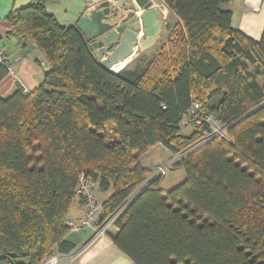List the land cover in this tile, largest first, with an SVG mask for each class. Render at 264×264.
<instances>
[{
    "label": "trees",
    "instance_id": "1",
    "mask_svg": "<svg viewBox=\"0 0 264 264\" xmlns=\"http://www.w3.org/2000/svg\"><path fill=\"white\" fill-rule=\"evenodd\" d=\"M49 1L6 17L5 37L33 39L51 69L34 91L0 98V264L75 251L65 238L81 177L112 189L100 221L116 214L105 234L134 264H264V31L235 28L233 0H162L175 17L167 42L143 69L115 72ZM194 101L227 137L177 162L185 178L171 189L162 176L139 187L150 148L177 154L210 130L179 126Z\"/></svg>",
    "mask_w": 264,
    "mask_h": 264
},
{
    "label": "crops",
    "instance_id": "2",
    "mask_svg": "<svg viewBox=\"0 0 264 264\" xmlns=\"http://www.w3.org/2000/svg\"><path fill=\"white\" fill-rule=\"evenodd\" d=\"M30 1L0 0V37L3 36L0 40V49L5 51L7 59L13 63H11L13 67L8 75L0 82V98H6L19 89L23 90V87L27 88L29 92L34 91L42 83L45 72L51 69L45 55L40 51L33 39H28L24 46H21L14 39L5 37L7 32L11 30L6 17L12 8L25 7ZM152 1L154 3L153 6L160 9L163 17L166 18V13H170V11L163 1ZM92 4L91 0H58L47 2L46 8L64 26L70 27L77 24L84 12L94 7ZM227 7L233 11L232 24L235 28L256 40L261 39L264 31V0H233ZM234 9L242 10L236 13ZM140 11L142 10L140 9ZM191 131L192 129L188 132ZM163 147L166 148L165 146ZM166 149L172 155L173 152L168 148ZM164 154L166 156L165 151ZM159 155H161V151ZM171 155L168 156V160ZM165 156L163 155L161 160L158 161L165 160ZM144 162H147V160ZM142 165L151 169V173L157 168L163 167L161 162H151L150 166L147 163H142ZM161 188L163 190L170 189L163 188L162 184ZM112 193L111 188L107 191L101 190L100 183H98L97 195L101 203L108 199ZM85 206L84 200L77 197L68 217H73V215L82 216L86 211ZM65 240L74 244L75 252L79 253L75 264H134L129 256L115 246L108 235H97L95 229H86L83 232L71 229Z\"/></svg>",
    "mask_w": 264,
    "mask_h": 264
},
{
    "label": "water",
    "instance_id": "3",
    "mask_svg": "<svg viewBox=\"0 0 264 264\" xmlns=\"http://www.w3.org/2000/svg\"><path fill=\"white\" fill-rule=\"evenodd\" d=\"M91 1L94 7L83 13L77 27L96 58L110 70L161 38L164 17L152 0Z\"/></svg>",
    "mask_w": 264,
    "mask_h": 264
},
{
    "label": "built area",
    "instance_id": "4",
    "mask_svg": "<svg viewBox=\"0 0 264 264\" xmlns=\"http://www.w3.org/2000/svg\"><path fill=\"white\" fill-rule=\"evenodd\" d=\"M7 59L5 51L0 49V60L7 63L9 61H4ZM8 66L10 70L12 69L13 65L9 62ZM23 92L29 93L28 89L23 87ZM206 122L210 130L207 131L202 138H200L197 142H195L192 146L188 149L181 151L175 155L178 156L171 164H174L175 161L179 162L183 157L189 154L192 150L198 148L199 146L205 144L212 138L222 135L227 137L226 131L229 125H222L220 124L214 116L204 112L201 109L200 103L194 101L191 107L187 110V112L183 115L179 126L183 128L188 127H195L201 125L202 123ZM176 162V163H177ZM156 174L152 175L150 180L158 177L159 174L164 172V169L160 168ZM99 180H95L91 177H81L79 180L77 187H76V194L78 197H81L85 204L87 205V213L84 217L80 219H76L74 217H68L67 223L72 229L83 232L86 229H95L98 235H104L107 230H103V225L106 228H109L112 225V222L116 216V214L108 219L106 222L100 221V213L102 204L97 200L95 196V188L97 187ZM77 258V253L72 251L70 253H54L47 257L42 263L40 264H75Z\"/></svg>",
    "mask_w": 264,
    "mask_h": 264
},
{
    "label": "rangeland",
    "instance_id": "5",
    "mask_svg": "<svg viewBox=\"0 0 264 264\" xmlns=\"http://www.w3.org/2000/svg\"><path fill=\"white\" fill-rule=\"evenodd\" d=\"M234 10L237 13V12L241 11L242 9H234ZM166 15H167V17L164 18V30H163V33H162L161 38L159 39L158 43L156 45H154L150 49H146V50H143V51L138 50L137 55L133 56L129 60H127V63L125 64V66L120 71L126 70V69H130V70H132V69L133 70H141V69H143V67H146L148 65L149 61L156 56V54L159 52V50H161L162 45L167 42V39H168V37H169V35L171 33V29H169V28L167 29L166 25L169 22L171 24V27L174 26V20H175V17L172 16L169 12L166 13ZM9 62L12 63L11 61H9ZM123 65L124 64H119L117 67H121ZM213 102H214V100H213ZM191 129H193V127L183 128V132L184 133H189L188 131H190ZM160 151H161V155H159ZM164 151L166 153V156L164 154ZM163 155L165 156L166 159L163 160V161H158V160H161ZM169 155H171V153L166 148H164L162 145H158V146H156L154 148H151L146 154L141 156V162L143 164L147 163V165L150 166L151 162H161V165L163 167H159L156 170H154V172L151 173L146 178L144 183H142L139 187H142L143 185H145L147 180L150 179L152 175L156 174L158 171H161V170H159L160 168L164 169V172L159 174V176L160 177L162 176L161 184H162V187L165 188V189H169V188L171 189L173 186L177 185L178 183H180L185 178L184 169L183 168H175V164H176L177 161H175L174 164H171L175 159L178 158V156L172 153L170 159L168 160L167 158H168ZM146 160H147V162H144ZM167 160H168V162H167ZM97 191H98V185L95 188V196L97 197V200H98ZM85 207H86V211H85V213L82 216L77 217V216L73 215V217L76 218V219H80V218L84 217L85 214L87 213V210H88L87 209V205ZM67 219H68V217H67ZM110 227L106 228L103 225L102 229L103 230H108V229H110ZM57 252L58 251H55L54 253H57ZM76 253H77V258H76V260H77L79 253L78 252H76Z\"/></svg>",
    "mask_w": 264,
    "mask_h": 264
},
{
    "label": "bare ground",
    "instance_id": "6",
    "mask_svg": "<svg viewBox=\"0 0 264 264\" xmlns=\"http://www.w3.org/2000/svg\"><path fill=\"white\" fill-rule=\"evenodd\" d=\"M128 60H129V59H128ZM120 63H123L124 65L121 66V67H117V65L114 66V67H113V71H115V72H119V71L125 66V64L127 63V60H124V61H122V62H120Z\"/></svg>",
    "mask_w": 264,
    "mask_h": 264
}]
</instances>
